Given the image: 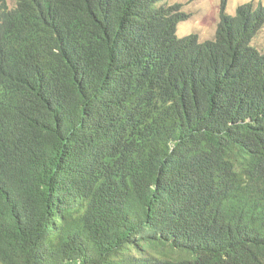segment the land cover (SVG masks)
Wrapping results in <instances>:
<instances>
[{"label":"trees","instance_id":"trees-1","mask_svg":"<svg viewBox=\"0 0 264 264\" xmlns=\"http://www.w3.org/2000/svg\"><path fill=\"white\" fill-rule=\"evenodd\" d=\"M182 8L0 0V264H264V2Z\"/></svg>","mask_w":264,"mask_h":264},{"label":"rangeland","instance_id":"rangeland-1","mask_svg":"<svg viewBox=\"0 0 264 264\" xmlns=\"http://www.w3.org/2000/svg\"><path fill=\"white\" fill-rule=\"evenodd\" d=\"M179 3L182 10L189 14V19L178 26L179 37L197 34L202 42L214 39L221 21L222 7L230 14L247 3H263L264 0H171ZM255 44L264 49V27L255 39Z\"/></svg>","mask_w":264,"mask_h":264}]
</instances>
